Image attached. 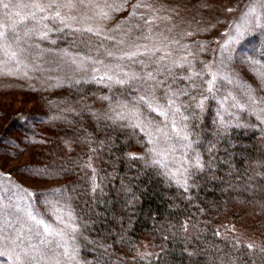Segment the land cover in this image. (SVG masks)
Listing matches in <instances>:
<instances>
[{"label": "rangeland", "instance_id": "374dc122", "mask_svg": "<svg viewBox=\"0 0 264 264\" xmlns=\"http://www.w3.org/2000/svg\"><path fill=\"white\" fill-rule=\"evenodd\" d=\"M3 2L9 8L0 5V232L21 242L31 264H92L76 239L78 175L47 150L82 144L89 149L83 170L99 168L93 157L104 143L91 141L81 120L142 131L148 160L180 176L187 160L181 143L192 127L182 116L201 108L210 73L219 72L213 118L232 113L230 105L256 124L233 114L229 123L259 124L264 134V0ZM90 173L93 191L99 176ZM0 251V264H21L22 256L14 259L19 252Z\"/></svg>", "mask_w": 264, "mask_h": 264}, {"label": "trees", "instance_id": "16d2710c", "mask_svg": "<svg viewBox=\"0 0 264 264\" xmlns=\"http://www.w3.org/2000/svg\"><path fill=\"white\" fill-rule=\"evenodd\" d=\"M213 95L187 108L192 127L181 143L187 160L180 176L148 160L142 131L109 121L78 122L93 132L91 141L104 143L94 152L97 169L83 170L89 149L82 144L47 149L78 175L76 239L92 264H264V134L259 124L229 123L233 114L256 124L230 105L232 113L213 118ZM90 172L99 176L93 191Z\"/></svg>", "mask_w": 264, "mask_h": 264}, {"label": "snow or ice", "instance_id": "6c2138e0", "mask_svg": "<svg viewBox=\"0 0 264 264\" xmlns=\"http://www.w3.org/2000/svg\"><path fill=\"white\" fill-rule=\"evenodd\" d=\"M0 5H2V7L7 10L9 8V4L8 3H4L3 0H0ZM139 5H137L138 7ZM229 11H231V9H229ZM254 11V9H253ZM56 15H59V13H57ZM88 31H92V29H88ZM4 36V33L3 32H0V37H3ZM230 39H233L232 37H230ZM133 55H135V53H133ZM16 56V53L15 52H11L9 54V59H12ZM212 75V80H208L207 81V84H208V91L211 92L213 90V83L214 81L220 76V73L219 72H216V73H210ZM149 78H151L152 74L149 73ZM199 75V74H197ZM109 79H111V77H108ZM103 79V77L101 78ZM119 83H125V81L121 80L119 81ZM175 95V94H173ZM141 100H143V97L141 98ZM174 102V101H172ZM170 102V106H169V109H168V112H173V109L171 108V103ZM179 112V109H175L174 110V114L175 113H178ZM164 114H167V113H164ZM183 119H187V117H184ZM175 120H173V124H175ZM133 127H140V125L138 124H133L132 125ZM186 139V137H185ZM150 151H154L153 150H150ZM154 163H158V161H154ZM219 233H217L218 235ZM21 242L19 240H16V239H13L12 235L9 234L8 236H4L2 232H0V249H3L5 246L14 251V252H19L20 255L18 256H14V259L16 260H20L21 256L23 257L22 261H21V264H31V257H30V253L29 251L25 250V249H20L19 248V244ZM252 245H249V247H251ZM27 247V246H26ZM0 255H3V251H0Z\"/></svg>", "mask_w": 264, "mask_h": 264}]
</instances>
